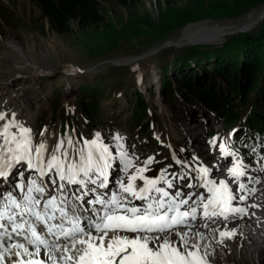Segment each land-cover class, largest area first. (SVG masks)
Here are the masks:
<instances>
[{"label": "rangeland", "instance_id": "rangeland-1", "mask_svg": "<svg viewBox=\"0 0 264 264\" xmlns=\"http://www.w3.org/2000/svg\"><path fill=\"white\" fill-rule=\"evenodd\" d=\"M99 2L105 17L103 24L81 29L72 23L68 34L59 35L49 29L31 0H0V101L20 109L28 123L47 128L46 136L50 140H54L58 130H63L66 120L79 127L84 136L116 128L128 133L130 143L135 144L138 152L158 153V157L167 161L175 153L181 157L183 150L206 161L209 129L220 133L216 147L219 141H228L231 135L239 134L241 127H235L233 133L232 126H225L220 114L215 117V110L202 106L175 82L183 75L190 82L202 83L210 92H215V98L235 97L230 86L213 73L218 68L224 72L241 60V51L253 60H264V0H134L129 7L119 6L113 0ZM202 23L222 29L229 26L227 29L231 31L202 44L191 39L186 42L182 36L178 38L184 30L193 28L192 24ZM258 37L263 42L259 52L244 46L248 38ZM33 50L36 54L31 56ZM248 57L246 67L242 63L234 71L237 86L253 79L251 73L260 70L253 67L248 72ZM25 58L29 62L19 71L13 62H22ZM228 79L233 82V73L226 82ZM168 81L172 85L171 97L165 90ZM136 96L150 110V113L147 110L148 120L157 143L149 139L145 142V134L135 126L137 120H131L128 104ZM255 96L249 95L243 107L233 101V113L241 119L234 126L243 122L245 113L256 105ZM87 97L99 103L95 122L82 119L79 102ZM35 136L39 137L37 133ZM254 136L251 148L255 147L256 139H264L262 134ZM260 152L264 157L263 147ZM260 201L263 211H257L264 214V192ZM253 219L258 220V216ZM262 222L260 227L264 226ZM259 232L264 241V230ZM238 240L240 250L252 249L254 259L248 260L244 252L237 255L229 247L220 245L222 251L216 250L217 262L261 264L264 243L255 248L242 235Z\"/></svg>", "mask_w": 264, "mask_h": 264}, {"label": "snow or ice", "instance_id": "snow-or-ice-1", "mask_svg": "<svg viewBox=\"0 0 264 264\" xmlns=\"http://www.w3.org/2000/svg\"><path fill=\"white\" fill-rule=\"evenodd\" d=\"M0 122V179L7 182L18 165L39 173L29 179L17 169L7 192L0 189V264H214L203 243L207 237L192 230L198 214L213 223L248 214L240 205L255 191L242 179L253 180L247 176L249 165L223 143L220 152L232 158L228 175L237 189L234 193L228 181L209 179L211 169L201 166L195 171L199 187L209 194L205 197L182 191L194 187L191 183L174 185L186 178L183 174L169 179L164 169L147 177L154 157L138 166V157L125 150L119 134L114 137L116 157L99 133L83 146L70 135L58 138L49 149L44 141L34 144L32 130L17 122L14 113L0 111ZM209 144L215 148L216 138ZM117 159L123 176L111 185ZM214 231L221 244L237 235L227 227Z\"/></svg>", "mask_w": 264, "mask_h": 264}, {"label": "trees", "instance_id": "trees-1", "mask_svg": "<svg viewBox=\"0 0 264 264\" xmlns=\"http://www.w3.org/2000/svg\"><path fill=\"white\" fill-rule=\"evenodd\" d=\"M113 1L119 6L129 7L134 0ZM31 2L39 11L40 17L48 23L49 29L59 35L68 34L70 32L72 23H76L81 29H89L99 26L105 21L104 13L99 0H31ZM244 46L248 49H254L259 52L263 46L262 38H248L247 42L245 40ZM241 52L243 58L239 61L237 60V62H235L232 67H229V71L226 70L223 72L221 68H218V70L215 71L216 73H213L215 77L222 78L223 82L230 86V88L236 93L235 97L225 99V97L221 96L220 98H224L221 100L219 97L215 98V92H210L208 87H204L202 83L196 84L190 82L189 79L183 78V75H180L178 78H176L175 83H177L180 88L190 93L194 100L201 103L202 106L206 108L209 107L211 110L213 109L217 111L218 114L222 116L224 121L233 124L240 118L237 114L233 113V101L237 102V106L243 107L248 100L249 95H256L255 98L257 99V103L255 102L256 105L254 104L252 109L249 110L247 118L244 119V123L247 127H249V129L258 135H264V73L262 74V72H264V60L260 61L261 59L259 60V58V61L256 60V58L253 60L252 57L244 55L243 51ZM212 54L215 55L214 53ZM212 54H210L211 57ZM260 54H262V52ZM246 57H248L247 60H249L248 72H251L253 67H257V69L260 70H258V72L255 70L253 73H251L252 76L254 75L253 79L250 81L245 80V84L241 83L237 86V80L236 75H234V71L236 68L240 67L242 63L244 68L246 67ZM230 70H232L233 73V82H230L231 79H228V82H226V78H230V75L232 74L230 73ZM210 82H213V80L211 79ZM171 87L172 85L170 81L166 82L165 90L167 96L169 97L172 96ZM242 93L244 95H242ZM128 106L132 111L131 120H137L135 126L140 127V131L146 135V139L154 142V134L153 132L149 131L150 124L147 115L148 107L146 106L145 101L136 96V99L129 101ZM79 108L84 119H91L93 122L98 119L97 117L99 116L98 114L100 109L99 103L96 99H88V97L86 100L80 99ZM226 108L228 109L226 110ZM222 111H224L223 113H226V115L220 113ZM238 148L237 149L243 154L244 159L250 158V155L247 153V150L244 149L241 142H238ZM261 264H264V259L262 260Z\"/></svg>", "mask_w": 264, "mask_h": 264}, {"label": "bare ground", "instance_id": "bare-ground-1", "mask_svg": "<svg viewBox=\"0 0 264 264\" xmlns=\"http://www.w3.org/2000/svg\"><path fill=\"white\" fill-rule=\"evenodd\" d=\"M263 15H264V13H263ZM257 18L258 17L252 19L250 22H254V20H256ZM248 26H250V25H243V27H248ZM198 27H200L202 29H207V31H210V32L212 31L213 34L216 35V37L214 39H217L218 37H222V36H224L225 33H227L228 31H231V29L230 30L227 29V28H230L229 26L222 29V28H219L218 25H210L209 23L200 24ZM189 33H190V30H185L178 36V38L182 36V38L187 42L191 38L189 36ZM169 44H171V42H169L168 45ZM34 54H36L35 50H33L31 52V56H33ZM28 62H29L28 58H25V59H22V62L19 60H15L13 62V64H15L16 67L18 68V70L20 71V70H23L25 68L26 63H28ZM3 102L4 101L2 100L0 102V105ZM27 120H28V118H27ZM189 156H191V155H188L187 157H189ZM259 212H261V211H259ZM257 216H258V220L254 219L253 221H250L246 225L242 224L241 226L240 225L238 226L235 224H230V225L221 224V225L214 226L209 231H200V232H203L204 235L207 237V240H205L203 243L206 244L207 246H209L210 251H212L213 255L210 257V260H212L214 262V264H222V263H218L216 260L219 256V253H217L216 250H218L219 252L222 251L220 245H225L226 247H229V249L234 251L237 255L244 252V254H246L248 260L252 261L254 259V255H253L254 252L252 251V249L251 250L247 249V250L241 251L240 250L241 242L239 240L237 241V239L239 238V235H242V237H244V238L246 237L248 239V241L251 243L250 246H254L255 248H256L257 244L259 245V247L263 246L264 241H263L261 232H259V231L264 230V226L260 227L261 224L263 223L262 221H264L263 220L264 214L263 213L262 214L257 213ZM225 227H227V229H235V231L237 232V235L232 239H225L224 243L221 244L218 242L219 234H218V232L214 231V229L218 228L220 230H225ZM252 227H254L258 231L253 230ZM213 237H215V238H213ZM242 245H243V243H242ZM254 251H255V249H254ZM41 256H43V253H41ZM223 264H229V262L226 261Z\"/></svg>", "mask_w": 264, "mask_h": 264}, {"label": "water", "instance_id": "water-1", "mask_svg": "<svg viewBox=\"0 0 264 264\" xmlns=\"http://www.w3.org/2000/svg\"><path fill=\"white\" fill-rule=\"evenodd\" d=\"M203 24V23H202ZM199 24H192L193 28H190L189 36L192 41H195L194 43H201V42H211L213 41V38L216 37V35L213 34L211 31H207V29H202L198 27ZM188 30V29H186ZM185 31V30H184Z\"/></svg>", "mask_w": 264, "mask_h": 264}, {"label": "clouds", "instance_id": "clouds-1", "mask_svg": "<svg viewBox=\"0 0 264 264\" xmlns=\"http://www.w3.org/2000/svg\"><path fill=\"white\" fill-rule=\"evenodd\" d=\"M193 42H195V41H193ZM204 42H206V41H204ZM204 42H201L200 44H202V43H204ZM206 43H208V42H206ZM236 104H237V102H236ZM232 110H235V109L232 108ZM233 112H234V111H233ZM221 113H223V112H221ZM247 114H248V113L246 112L245 115L243 116V120L247 118ZM239 119H240V118H239ZM240 120H241V119H240ZM238 121H239V120H238ZM238 121H237V122H238ZM244 121H245V120H244ZM228 123H229V122H228ZM235 123H236V122H235ZM243 223H245V222H243Z\"/></svg>", "mask_w": 264, "mask_h": 264}]
</instances>
